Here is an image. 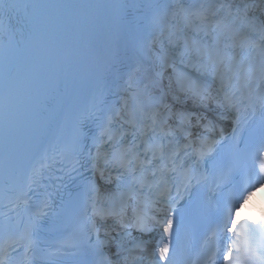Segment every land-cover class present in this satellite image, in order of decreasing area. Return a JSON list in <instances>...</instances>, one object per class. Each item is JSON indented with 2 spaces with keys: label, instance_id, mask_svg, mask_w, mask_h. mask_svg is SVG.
<instances>
[{
  "label": "snow or ice",
  "instance_id": "snow-or-ice-1",
  "mask_svg": "<svg viewBox=\"0 0 264 264\" xmlns=\"http://www.w3.org/2000/svg\"><path fill=\"white\" fill-rule=\"evenodd\" d=\"M261 189L264 0H0V264H264Z\"/></svg>",
  "mask_w": 264,
  "mask_h": 264
}]
</instances>
